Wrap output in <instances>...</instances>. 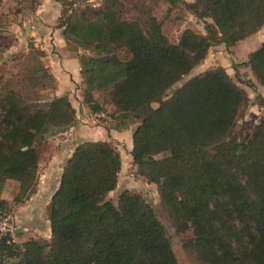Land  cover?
<instances>
[{"label": "trees", "instance_id": "trees-1", "mask_svg": "<svg viewBox=\"0 0 264 264\" xmlns=\"http://www.w3.org/2000/svg\"><path fill=\"white\" fill-rule=\"evenodd\" d=\"M122 6L111 0L100 21L86 28L83 39L107 57L78 55L83 102L99 112L93 93L108 90L122 126L138 121L132 161L157 184L176 232L191 231L183 245L201 264H264V128L246 143L231 138L246 90L217 66L165 97L213 45L229 48L259 31L264 0H195L187 6L198 17L207 13L212 24L205 23L206 35L185 29L177 43L153 17L146 29L138 20H120ZM62 27L66 40L78 32L77 26ZM242 63L264 86V40ZM74 119L66 96L55 97L47 109L13 91L1 96L0 210L7 211L0 215L15 208L1 197L7 180L18 183L15 206L36 192L39 137ZM161 153L166 155L155 158ZM120 168V154L110 142L78 144L47 206L50 241L17 244L0 236V264H179L165 227L141 195L124 190L116 204L108 199Z\"/></svg>", "mask_w": 264, "mask_h": 264}, {"label": "rangeland", "instance_id": "rangeland-1", "mask_svg": "<svg viewBox=\"0 0 264 264\" xmlns=\"http://www.w3.org/2000/svg\"><path fill=\"white\" fill-rule=\"evenodd\" d=\"M1 1L3 0H0V98L7 91H13L18 93L24 102L47 109L55 97L66 96L75 108V119L71 125L49 127L39 137L41 166L43 173L46 174L44 178H47L46 182L42 184L47 187L50 178V189L47 190L55 189L53 182L59 179L61 166L65 165L67 156L78 144L103 139L110 142L120 154L121 168L117 186L108 194V199L116 204L119 193L124 190L141 195L153 207L157 219L165 227L178 263L201 264L195 255L186 250L183 245L184 241L192 237L191 231L176 232L161 203L157 184L140 175L138 167L132 161L131 135L139 124L138 121L129 119L126 121V127L122 126L115 114L108 90H99L93 93L94 99L101 105L100 115L97 116L96 113L98 112H92L88 105L83 102L85 85L80 86V82L81 84L84 83L83 78L79 83H74L71 86L68 84L70 88L58 90L55 78L47 66L48 59H50L48 54L55 55L58 46L54 43V38L48 37V35L52 37V33L48 29L54 32L63 24L77 26L78 29L76 34H67L66 42L72 53L77 56L107 57L103 52L95 49V42H88L83 38L88 24H95L100 21V14L109 8L111 0H54L56 14L53 9H50V17L52 18L55 14L57 19H54L55 22L50 28L38 27L35 34L31 33L30 16L38 0H8L9 2L6 0L2 4ZM119 1L123 3L118 16L120 20H138L141 26L146 29L150 17H153L160 22L163 34L172 43L178 42L185 29L206 35L205 23L212 24L207 13L198 17L187 6L195 0ZM7 5H11L13 10H16L14 15L8 16V13H1L2 8ZM26 26L28 27L27 30ZM41 30H44L43 34L38 32ZM40 43L42 46L39 45ZM243 46L246 47L245 50L249 49L248 44L244 45L243 43ZM245 50H237V59L246 60ZM232 58L233 53L231 51L225 49L218 51L211 47L204 60L172 85L166 91L165 97L173 94L190 77L205 70L223 66L239 87L246 90L248 95V100L242 106L239 118L231 132V138L236 139L238 143H246L251 134L264 128V86L257 82L248 66ZM251 80H254V83ZM82 105L86 106L85 110L82 109ZM153 107H157V104L154 103ZM239 149L242 150L241 147ZM165 155L166 153H161L155 158L161 159ZM6 182L1 197L6 199L12 207H15L12 199L17 192L18 183L14 180ZM6 211L7 209L0 210V213ZM30 215L23 217L24 223L21 222V225L24 227L25 225H33V222L37 220L36 223L40 227V232L30 231L29 233V229H21L18 222L15 221L12 241L17 244L30 238L50 241V229L48 231L45 229L46 224H48L47 211L40 209Z\"/></svg>", "mask_w": 264, "mask_h": 264}, {"label": "crops", "instance_id": "crops-1", "mask_svg": "<svg viewBox=\"0 0 264 264\" xmlns=\"http://www.w3.org/2000/svg\"><path fill=\"white\" fill-rule=\"evenodd\" d=\"M4 1L6 2V0H3V1H1V4L5 3ZM54 4H55L54 0H38L37 4L35 5V7L33 9L34 11L31 12V16H30L31 17L30 20L32 23L31 24V33H33V34L37 33L36 30L38 29V27L50 28V26H52L54 24V22H55L54 19H57V16L55 15L56 14L55 13L56 8H55ZM50 9H53L54 13H55V14H53L52 18L50 17V15H51ZM15 11L16 10L15 9L13 10L11 5H7V6H4L2 8L1 13L2 12L8 13L9 14L8 16H12V15H14ZM21 11H22V9H21ZM48 30L50 33H52V37H50V35H48V37L50 39L54 38V43L58 46H57V50H56L55 55H52L51 53L48 54V58H50V59H48L47 66L49 68L50 73L55 78L58 90L70 88V87H68V84L71 86L74 83H79V81H82V77L80 75V66H79L78 56L70 51V48L68 47L66 39L63 35V27L62 26L59 27L58 29H56L57 31L55 30L54 32H52L51 29H48ZM43 31L41 30L38 32L40 34H43ZM35 40H36V38H35ZM263 40H264V25L262 26V28L259 31H257L253 35L247 37L246 39H244L242 41H239L238 43H236L233 46H230L229 48H226L223 44H217V45L212 46V47L216 48L218 51H220V50L222 51L223 49H225L226 51L227 50L231 51L233 53L232 59L234 60V59H237V55H238L237 50H241V49L245 50L246 47L243 46V43H244V45L248 44V46H249L248 47L249 49L245 50L246 54H248L251 50L255 49L259 45V43ZM39 45L42 46V43H40ZM41 50H43V49L41 48ZM237 60L239 62L240 61L241 62L246 61V60H240V59H237ZM71 80H73L74 82L73 81L71 82ZM251 81L253 82L254 80H251ZM83 84L84 83L81 84V82H80L81 87H83ZM85 107H86L85 105H82L83 110H85ZM107 140H110V138H107ZM69 156H67L66 159H68ZM41 164L42 163H41V158H40L39 168H38V184H37L36 192L25 203L15 206L14 212H13L14 222L15 221L18 222V225L20 226L21 229H24V230L29 229V233H30V231H33L35 233H39L40 227L36 223L37 220H35V222H33V225H25V227L22 226L21 222H22V224L24 223L23 217H28L27 215H30L31 213L34 214L35 211L40 210V209H42V210L45 209L47 211V206L50 202V199H51L53 193L55 192V190L57 189L56 186L59 185L60 176H61V173L63 171V166H64V165L61 166V169L59 172V179L57 181L54 180V181H56V182H53L55 189L51 191V190H47V189H50L49 188L50 187L49 185L51 183L49 180L50 178L48 179V182H47L48 186L45 187L46 185L45 186L43 185L46 182L47 178H44V176H46V174L43 173ZM10 181H13V180H7L6 183H8ZM36 207H38V208H36ZM47 223L48 224H46L45 229L48 231L50 229L49 220H47ZM24 241H26V240L21 241V243Z\"/></svg>", "mask_w": 264, "mask_h": 264}, {"label": "built area", "instance_id": "built-area-1", "mask_svg": "<svg viewBox=\"0 0 264 264\" xmlns=\"http://www.w3.org/2000/svg\"><path fill=\"white\" fill-rule=\"evenodd\" d=\"M100 115V112L96 113ZM15 231L14 217L11 213H4L0 215V236L13 237Z\"/></svg>", "mask_w": 264, "mask_h": 264}, {"label": "water", "instance_id": "water-1", "mask_svg": "<svg viewBox=\"0 0 264 264\" xmlns=\"http://www.w3.org/2000/svg\"><path fill=\"white\" fill-rule=\"evenodd\" d=\"M28 29V27L26 26V30ZM145 160H146V158H145Z\"/></svg>", "mask_w": 264, "mask_h": 264}]
</instances>
